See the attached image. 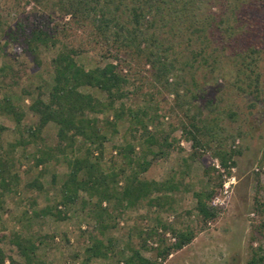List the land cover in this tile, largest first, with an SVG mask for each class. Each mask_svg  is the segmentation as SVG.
Returning a JSON list of instances; mask_svg holds the SVG:
<instances>
[{
    "label": "rangeland",
    "instance_id": "rangeland-1",
    "mask_svg": "<svg viewBox=\"0 0 264 264\" xmlns=\"http://www.w3.org/2000/svg\"><path fill=\"white\" fill-rule=\"evenodd\" d=\"M62 1L39 0V5L34 0H0V68L6 67V73L0 79V99L12 93L13 103L23 115L20 126L23 138H20L14 121L0 114L1 152L8 158L10 174L19 178L17 194L4 196V209L0 213V248L6 264L12 261L23 264L17 248L9 243L10 235L20 231L23 237L34 240L37 256L51 264H117L130 257L131 250L158 264H249L251 257H264V31L259 28L248 35V42L245 40L248 46L257 45L260 52L250 67H243L238 59L226 60V57L223 61L211 63L210 60L204 65L195 55L203 49L201 34L192 32L185 25L164 27L158 22L149 32L154 34L155 43L167 49V63L172 66L160 83L152 81V69L144 58L150 49L157 52L154 47L146 48L152 44L142 45L143 56L137 62L126 58L124 64L125 57L120 56V70L130 81L125 88L128 93L126 105L148 112L150 116L158 115V118L155 123L147 121L143 133L132 134H129L127 120H122L116 134H108L102 155L95 152L93 159H100L106 169L113 162L119 167L121 162L116 147L133 142L138 156L141 153L139 139L158 130L163 134L159 135L158 145L153 146L152 151L160 149V140L164 136L169 137L172 147L162 156L148 155L151 166L142 175V179L168 187L169 190L154 193L150 198H168L166 204L152 207L145 199L114 213L119 214L115 226L103 237L105 244L107 240L113 241L114 256L107 260L85 261L84 251L90 245L89 236L94 231L95 221L81 212L79 202L70 208L68 220L33 219L29 230L21 229L17 220L24 211L31 216L33 212L58 203L61 177L67 172L66 166L55 159L35 166L37 149L56 147L58 128L54 123L47 124L34 139L29 135L30 128L38 124L37 116L29 111V107L37 93H41L43 99L47 98L53 78L52 60L59 50L68 47L79 51L77 62L86 69L109 63L116 65V61L104 53L111 49L110 46L98 45L89 25L90 20L98 19L104 2L109 0H85L90 11L86 26L62 14L59 8ZM114 2L119 9L116 17L120 19L121 3L125 0ZM114 5L110 4L109 8L114 10ZM217 7H212L213 13H219ZM240 10L250 21L257 19L264 23V0L259 3L255 0ZM239 25H243L241 20ZM36 27H44L60 39L55 48L43 51L37 59L24 52L20 33V30L28 33ZM247 45L240 47L244 50ZM208 46L205 51L213 55L222 49L217 42H210ZM233 51L236 48L230 46L223 52L228 56ZM87 92L102 101L105 99L98 91L89 89ZM91 117L100 121L112 119L110 113ZM191 122L204 130L203 138L209 140L207 145L195 151L192 139L181 127L189 129ZM207 125L212 131L204 129ZM22 140L33 143L24 147L17 143ZM218 148L233 152V165L228 169H224L213 155ZM193 152L196 155L191 160L189 155ZM53 177L58 178L55 185L52 184ZM219 181L222 186L216 188L209 204L215 210L216 218L204 223L195 211V194L215 188ZM122 186L123 180L119 179L117 189ZM81 199L87 198L81 194ZM30 201H35V206H31ZM112 205L103 203L102 207L111 208ZM149 230H154L155 236L142 248L139 233L144 236ZM187 230L194 236L189 244L170 251L165 259L157 258V249L174 243L173 232Z\"/></svg>",
    "mask_w": 264,
    "mask_h": 264
},
{
    "label": "trees",
    "instance_id": "trees-1",
    "mask_svg": "<svg viewBox=\"0 0 264 264\" xmlns=\"http://www.w3.org/2000/svg\"><path fill=\"white\" fill-rule=\"evenodd\" d=\"M260 1L262 0H257L258 3ZM34 2L40 5L39 0H34ZM253 2L255 0H125L124 4L121 3L123 9L120 11L122 12L120 19L116 17V11L119 9L115 7L114 0L104 2L100 16L97 20L94 18L96 21L90 20L89 25L94 30L97 44L110 46L111 49L104 53L111 56L116 61V65L109 63L103 67L86 69L77 62L79 51L64 47L59 50L51 62L53 78L47 98L43 99L42 94L37 93L36 99L29 107V111L38 118L36 127L30 128L29 135L31 138L33 137L32 139L49 123H54L58 128L56 147L37 149L34 154L35 166L44 165L55 159L56 162L66 166L67 172L61 177L58 203L33 212L31 216H28L27 212L24 211L22 217L17 220L21 229L23 231L29 230L33 219L42 220L51 217L58 222L68 220L70 208L79 202L81 212L95 221L94 231L89 236L90 245L84 251L85 261L89 262L92 259L107 260L114 256L113 241L107 240L106 244L103 242L104 234L114 228L115 220L119 216V214L114 215V213L135 206L145 199L152 207H162L166 204L168 198L162 197L155 200L150 198L154 193L169 190L168 187L164 184L142 179V175L151 166V162L147 160L148 155L156 158L164 155V151L172 147V143L168 142L169 137L164 136L160 140V149L157 152L152 151V147L158 145L159 135L163 134L162 131L158 130L139 139L141 153L138 156L133 142H126L124 145L116 147V154L121 162L119 167L113 162L106 169L101 164L100 159H93L95 152L102 155L101 149L109 139L108 134L112 136L116 134L117 126L122 120H127L129 134H132L135 132L143 133L147 128V121L152 123L158 118V115L150 116L148 112H141L139 109L133 110L126 105L125 100L128 99V93L125 92V88L130 81L129 77L122 75L120 56L125 57L124 64L126 58L127 60L131 58L132 62H137L136 60H140L139 58L143 56L142 45L145 43L152 44L151 47L147 46L146 48L154 47L157 52L150 49L149 54L144 58L152 69V81L156 84L160 83L172 66L167 63V49L162 44L155 43L157 40L154 34L149 32L152 25L158 22L164 27L185 25L191 28L192 32L201 34L202 54L199 51L195 55L201 58L204 65H207L210 60H212L211 63L223 61L226 57V60L237 61L238 59L243 67H250L255 62V56L260 52L259 47H256L257 45H247L248 40H250L248 35L252 31H256L257 28L264 31V23L257 19L250 21L240 9ZM109 3L114 5V10L109 8ZM214 6H218V14L213 13L212 7ZM59 8L63 15L70 16L77 24L86 26V16L90 12L87 1L64 0L59 3ZM240 20L243 23L242 26L239 25ZM112 26L114 27L113 30L111 29ZM20 33L23 35L24 52L36 59L43 51L55 48L60 42L56 33H50L44 27H36L28 33L20 30ZM210 42H217L222 46L219 52L214 49L216 55L205 51V47H209ZM240 45H247V47L243 50ZM230 46L232 49L236 48V51L226 56L223 51ZM5 73L6 67L0 68V79ZM89 89L102 93L105 99L102 101L88 93L87 90ZM107 113L112 115V119L100 121L91 117L95 114ZM0 114L6 115L14 121L16 131L19 132L20 138H23L20 128L23 115L20 108L13 103L12 93L0 99ZM190 126L191 128L186 129L185 126L181 125L184 132L192 139V146L195 151L198 147L207 145L209 140H204V130L201 131L192 122ZM204 129L209 132L212 131L208 125ZM133 138L135 137H132V141H134ZM17 143H21L25 147L33 142L22 140ZM13 148L12 150H14ZM4 155L0 147V213L4 209V196L16 195L19 185V178L10 174L8 158H5ZM195 155L196 153L193 152L189 158L194 160ZM213 155L224 169L233 165V152L218 148ZM205 172L207 173V171ZM119 179L123 180V186L118 190ZM57 181V177L52 178L53 185ZM208 183H211L209 178ZM221 186L222 181H219L215 188L210 187L204 192L195 194V211L204 223L216 218V212L209 204L215 195L216 188ZM81 194L85 195L87 199H81ZM93 200L96 202L92 203ZM30 203L31 206H35V201H30ZM103 203H113V205L111 208H103ZM262 230H264V223ZM173 233L175 236L174 243L161 250L157 249V258L165 259L171 254L170 251L182 249L194 237L191 230ZM153 236H155L154 230H149L144 236L140 232V246L145 248L147 240ZM9 243L17 248L23 264H51L37 256V246L34 240L23 237L22 231L12 233L9 237ZM0 264H6V257L1 248ZM11 264L17 263L12 261ZM117 264L158 263L148 261L142 258L139 252L131 250L130 257ZM249 264H264V257H251Z\"/></svg>",
    "mask_w": 264,
    "mask_h": 264
},
{
    "label": "built area",
    "instance_id": "built-area-1",
    "mask_svg": "<svg viewBox=\"0 0 264 264\" xmlns=\"http://www.w3.org/2000/svg\"><path fill=\"white\" fill-rule=\"evenodd\" d=\"M225 188H227V186Z\"/></svg>",
    "mask_w": 264,
    "mask_h": 264
}]
</instances>
